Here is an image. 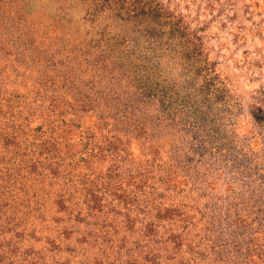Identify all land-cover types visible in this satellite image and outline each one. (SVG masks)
Returning a JSON list of instances; mask_svg holds the SVG:
<instances>
[{"label": "rangeland", "instance_id": "374dc122", "mask_svg": "<svg viewBox=\"0 0 264 264\" xmlns=\"http://www.w3.org/2000/svg\"><path fill=\"white\" fill-rule=\"evenodd\" d=\"M0 264H264V0H0Z\"/></svg>", "mask_w": 264, "mask_h": 264}]
</instances>
